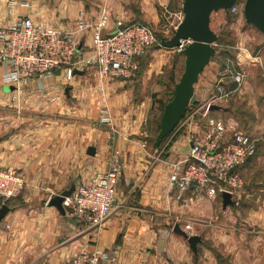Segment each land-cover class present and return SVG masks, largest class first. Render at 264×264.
<instances>
[{
    "label": "crops",
    "instance_id": "0c3cea01",
    "mask_svg": "<svg viewBox=\"0 0 264 264\" xmlns=\"http://www.w3.org/2000/svg\"><path fill=\"white\" fill-rule=\"evenodd\" d=\"M6 2L0 0V27L28 14L66 28L79 14L95 22L105 12L107 34L118 20L153 23L159 6L165 8L169 0H30V9H15L12 16L6 13ZM174 6L181 11L182 1ZM90 36L88 32L83 38L84 49ZM2 71L0 67V76ZM79 72L70 83L60 71L50 79L25 83L19 100H13V90L0 86V170L15 169L25 180L0 221V264H65L77 252L92 249L108 254L109 261L102 264H264V146L238 169L241 185L231 206L222 209L221 197L187 194L177 200L168 187L169 163L188 154L185 133H173L158 149L157 103L137 102L135 82L100 79L94 68ZM235 87L219 86L230 102L215 105L220 109H211L213 114L229 112ZM247 88L243 83L240 95ZM103 107L117 135L98 123ZM90 147L93 156L87 154ZM115 151L120 153L121 177L115 207L101 227H85L65 210L61 215L48 206L70 186L106 172ZM174 225L184 232L189 227V234L201 238L197 255L173 232Z\"/></svg>",
    "mask_w": 264,
    "mask_h": 264
},
{
    "label": "built area",
    "instance_id": "2783aa9c",
    "mask_svg": "<svg viewBox=\"0 0 264 264\" xmlns=\"http://www.w3.org/2000/svg\"><path fill=\"white\" fill-rule=\"evenodd\" d=\"M30 0H7L6 13L15 9H30ZM243 2L228 10L240 13ZM181 11L173 14L170 27L176 29L182 21ZM109 18L103 12L95 22H88L79 14L70 26L60 28L52 21L31 15L15 17L8 25L0 27L1 87L13 89V100L20 98L25 83L42 81L60 71L65 83L74 79V71L94 68L100 79L130 81L139 71L141 59L157 43L153 29L141 22L115 21L114 28L105 34ZM90 32V45L84 49L85 34ZM190 42L180 41L174 49L180 53ZM246 79L244 72L236 73L234 81L240 85ZM98 91H101L99 88ZM227 95L213 96L200 110L206 116L209 109L218 105ZM57 97L52 100L57 101ZM98 123L108 127L112 135L117 130L106 108L99 110ZM188 154L169 163L168 187L176 191V199L185 195L205 196L214 200L223 193L231 196L239 189L241 179L238 169L257 150V140L238 132L232 125H222L207 118L203 127L185 136ZM104 173H95L83 185L76 186L62 205L67 216L88 227L99 228L109 218L116 204L117 184L121 177L120 153L115 151ZM25 187L23 175L15 169L0 170V201L18 197ZM187 234L190 228L187 227ZM109 261L107 253L98 250H81L65 264H102Z\"/></svg>",
    "mask_w": 264,
    "mask_h": 264
},
{
    "label": "rangeland",
    "instance_id": "374dc122",
    "mask_svg": "<svg viewBox=\"0 0 264 264\" xmlns=\"http://www.w3.org/2000/svg\"><path fill=\"white\" fill-rule=\"evenodd\" d=\"M181 1L177 0L176 3L175 0H169L165 8L159 6L160 9L157 14L155 13L157 20L147 24L155 32L157 43L145 53L140 61L137 76L130 80L138 85L137 102L150 99L157 103V110L159 102L166 104L171 99L174 85L183 71V56L174 50L158 47L161 39L169 40L172 37L175 30L170 27L172 14L178 10L174 4L179 7ZM244 1L239 0L243 4ZM210 29L217 35V41L213 46L215 53L195 84L196 103L188 107L186 115L173 133L187 135L188 131L203 127L207 118H214L222 125L236 123L238 132L250 134L258 141L257 149L263 147L264 36L246 24L242 11L236 15L223 10L212 13ZM239 72L246 74L243 83L248 84L247 89L250 88L242 95L240 91H244L243 83L238 85L234 81L235 74ZM223 83L238 88L237 92L235 91L237 95L231 100L233 104H229V112L213 114L210 108L207 115L203 116L200 109L205 103L213 96L227 95L225 91L219 89ZM228 102L230 100L227 96L218 105L225 107ZM158 112L161 115L159 110Z\"/></svg>",
    "mask_w": 264,
    "mask_h": 264
},
{
    "label": "water",
    "instance_id": "95a60500",
    "mask_svg": "<svg viewBox=\"0 0 264 264\" xmlns=\"http://www.w3.org/2000/svg\"><path fill=\"white\" fill-rule=\"evenodd\" d=\"M237 0H182L181 12L182 21L173 31L169 40L161 39L158 47L166 50H174L179 46L180 41L190 43L179 53L184 58L183 71L179 80L174 85L171 99L164 105L155 145H159L171 135L180 124L187 113L188 107L196 103L194 85L203 70L209 65L215 50L213 48L217 41V35L210 29V17L212 13L218 11H228ZM243 18L246 24L252 26L264 36V0H245L243 4ZM74 74H82L74 71ZM11 87H5V92H11ZM68 89H66V93ZM212 109H220L213 106ZM89 156L94 155V149L87 150ZM75 186L63 191L59 195L51 198L48 206L54 207L61 215H64L63 201L74 191ZM222 209L232 205L231 195L223 193L221 195ZM10 212L9 207H0V221ZM173 232L181 236L193 255H197V245L201 238L196 235H188L179 225H174Z\"/></svg>",
    "mask_w": 264,
    "mask_h": 264
},
{
    "label": "trees",
    "instance_id": "16d2710c",
    "mask_svg": "<svg viewBox=\"0 0 264 264\" xmlns=\"http://www.w3.org/2000/svg\"><path fill=\"white\" fill-rule=\"evenodd\" d=\"M164 103H160V109H159V111H161L162 112V109H163V107H164ZM173 134V133H172ZM171 134V135H172ZM171 135H169L160 145H159V148H161L165 143H166V141L169 139V137L171 136ZM9 202H10V200L9 201H7V202H5V205H8L9 204Z\"/></svg>",
    "mask_w": 264,
    "mask_h": 264
}]
</instances>
